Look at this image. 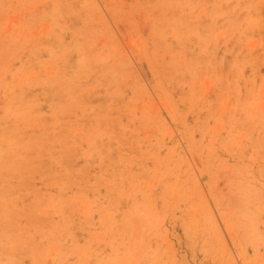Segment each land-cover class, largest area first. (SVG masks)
Returning a JSON list of instances; mask_svg holds the SVG:
<instances>
[{
  "label": "rangeland",
  "instance_id": "obj_1",
  "mask_svg": "<svg viewBox=\"0 0 264 264\" xmlns=\"http://www.w3.org/2000/svg\"><path fill=\"white\" fill-rule=\"evenodd\" d=\"M201 14L254 50L243 99L233 85L214 103ZM262 60L264 0H0V264L264 258Z\"/></svg>",
  "mask_w": 264,
  "mask_h": 264
},
{
  "label": "snow or ice",
  "instance_id": "obj_2",
  "mask_svg": "<svg viewBox=\"0 0 264 264\" xmlns=\"http://www.w3.org/2000/svg\"><path fill=\"white\" fill-rule=\"evenodd\" d=\"M35 7H41V5H36ZM44 7H47L44 5ZM184 7H189L185 5ZM196 7L212 8V7H231L226 5H197ZM236 8H240V5H236ZM224 19L223 16L219 15H204L201 14L199 17H195L188 21L189 25H195L196 31L190 33V41H195L196 46L201 49V58L208 63V66L214 69L217 80L220 87L216 85L212 86L210 91H217V100L214 103H218L222 96L226 93L223 91L224 88L231 89L235 85L239 89V98L243 99L246 82L251 80L256 74V64L250 62L247 57L250 54H254V50L247 47L244 40V33L240 32L238 38H236L235 33L232 37H229L226 33L221 36L218 35V30L221 27L220 21ZM4 27H8V22L4 23ZM223 51V55L220 53ZM75 59V57H72ZM259 71L264 73V60L261 61L259 66ZM231 99V97H229ZM211 119V118H210ZM226 131V129L221 130ZM100 146L101 154L107 152L110 155L116 154V149L114 145L118 144V140H113L107 142ZM238 151L245 156L249 157V153H255V148L251 142H245L241 140L237 145ZM264 151V147H262ZM262 170H264V159L260 161ZM39 183V187L36 184H30L28 194L25 197L24 209H39L43 203V198L41 197V192H43L46 186L43 183ZM119 251H124L120 249ZM264 251V250H262ZM106 255L109 257L107 260H97L92 257L81 260L65 259L63 261H56L53 259H41V260H20L15 262H10V264H144L142 261L134 260H122L116 258L118 256V250L113 248L111 251H107ZM249 255L254 256L255 250L249 249L248 253H242L239 258H235L232 264H264V258H261L258 262L248 259Z\"/></svg>",
  "mask_w": 264,
  "mask_h": 264
}]
</instances>
